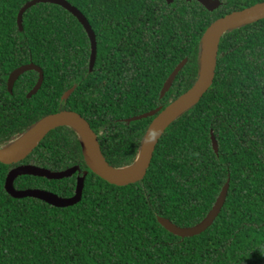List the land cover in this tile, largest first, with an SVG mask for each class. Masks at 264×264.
<instances>
[{
  "label": "trees",
  "instance_id": "trees-1",
  "mask_svg": "<svg viewBox=\"0 0 264 264\" xmlns=\"http://www.w3.org/2000/svg\"><path fill=\"white\" fill-rule=\"evenodd\" d=\"M0 0V148L42 117L79 113L96 134L109 165L134 163L153 116L196 81L200 41L217 18L264 0H219L213 11L197 0H66L88 21L96 42L63 7ZM186 59L169 88L161 89ZM33 63L38 72L17 67ZM71 90L68 96L64 94ZM211 135L218 151L212 146ZM20 164L77 170L60 179L19 175L17 190L71 197L86 175L80 199L55 207L12 197L7 173ZM228 183L224 204L203 232L180 237L158 217L187 227L201 221ZM0 264H264V18L226 31L213 82L199 102L163 132L144 177L118 186L93 173L81 138L70 126L50 130L21 161L0 162Z\"/></svg>",
  "mask_w": 264,
  "mask_h": 264
},
{
  "label": "water",
  "instance_id": "water-1",
  "mask_svg": "<svg viewBox=\"0 0 264 264\" xmlns=\"http://www.w3.org/2000/svg\"><path fill=\"white\" fill-rule=\"evenodd\" d=\"M171 3L173 0H166ZM189 1V0H188ZM206 9L213 11L220 5L219 0H197ZM38 2H48L57 4L69 11L85 29L90 41L89 70L92 69L96 42L94 33L84 17V15L66 0H29L19 10L17 23L21 29V16L24 10ZM264 18V1L257 2L251 6L240 10H234L214 20L204 31L200 41V59L198 76L194 84L184 93L180 94L171 103L164 108L158 107L146 113L128 118V121L153 116L146 132L143 136L139 154L134 163L126 168H114L105 160L96 134L91 129L89 123L79 113L72 110H62L56 113L48 114L35 122L25 133H23L13 143L0 148V162L4 164H13L24 159L40 142V140L52 129L59 126H70L75 129L81 138L83 155L89 169L108 183L125 186L142 179L151 162L154 149L159 138L165 129L180 115L196 105L201 97L211 86L216 69L217 54L219 42L222 35L235 27L255 22ZM186 59H183L171 72L161 89V95L169 88L177 72L184 66ZM27 70L38 72V79L33 88L27 93L29 97L40 86L43 78L41 69L33 63L21 65L11 71L7 78V89L12 91V85L16 78ZM72 89L68 90L64 96H68ZM212 146L215 152L218 151V145L215 137L211 135ZM128 169V171H124ZM77 170V167H71L63 171H50L45 168L29 164H20L7 173L4 187L7 193L14 198L33 197L45 201L55 207H66L76 203L80 197L83 188V180L86 172L76 180L75 193L71 197H60L49 191L40 189L17 190L13 187V179L19 175H32L45 177L47 179H60L70 176ZM228 183L222 187L214 205L207 215L198 223L192 226L181 227L165 217H158V222L170 233L180 237H190L199 234L212 225L219 214L226 195Z\"/></svg>",
  "mask_w": 264,
  "mask_h": 264
},
{
  "label": "bare ground",
  "instance_id": "bare-ground-1",
  "mask_svg": "<svg viewBox=\"0 0 264 264\" xmlns=\"http://www.w3.org/2000/svg\"><path fill=\"white\" fill-rule=\"evenodd\" d=\"M124 171L126 172V171H128V169H125Z\"/></svg>",
  "mask_w": 264,
  "mask_h": 264
},
{
  "label": "flooded vegetation",
  "instance_id": "flooded-vegetation-1",
  "mask_svg": "<svg viewBox=\"0 0 264 264\" xmlns=\"http://www.w3.org/2000/svg\"><path fill=\"white\" fill-rule=\"evenodd\" d=\"M243 9V8H242ZM240 10V9H239ZM234 11V10H233Z\"/></svg>",
  "mask_w": 264,
  "mask_h": 264
}]
</instances>
